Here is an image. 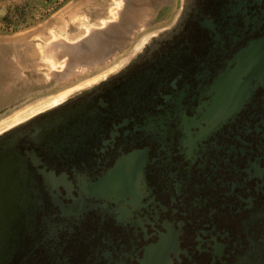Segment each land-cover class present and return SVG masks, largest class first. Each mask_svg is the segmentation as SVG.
I'll use <instances>...</instances> for the list:
<instances>
[{"label":"flooded vegetation","instance_id":"flooded-vegetation-1","mask_svg":"<svg viewBox=\"0 0 264 264\" xmlns=\"http://www.w3.org/2000/svg\"><path fill=\"white\" fill-rule=\"evenodd\" d=\"M151 5L120 66L0 131V264H264V0Z\"/></svg>","mask_w":264,"mask_h":264},{"label":"rangeland","instance_id":"rangeland-1","mask_svg":"<svg viewBox=\"0 0 264 264\" xmlns=\"http://www.w3.org/2000/svg\"><path fill=\"white\" fill-rule=\"evenodd\" d=\"M153 2L0 0V131L120 66L162 26Z\"/></svg>","mask_w":264,"mask_h":264},{"label":"water","instance_id":"water-1","mask_svg":"<svg viewBox=\"0 0 264 264\" xmlns=\"http://www.w3.org/2000/svg\"><path fill=\"white\" fill-rule=\"evenodd\" d=\"M9 140L0 139V158H8L9 154L6 152L9 148ZM7 153V154H6ZM8 161L3 162L0 160V167L6 166ZM2 174V173H1ZM0 174V218L3 220L6 217L17 216L19 211L14 209V202L19 198V191L24 187L25 181L19 180L11 175L8 171L7 176ZM32 205L35 207L36 201V190L32 189ZM3 228V227H2Z\"/></svg>","mask_w":264,"mask_h":264}]
</instances>
